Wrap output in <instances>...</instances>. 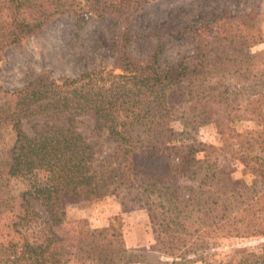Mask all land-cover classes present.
<instances>
[{
	"label": "trees",
	"instance_id": "trees-1",
	"mask_svg": "<svg viewBox=\"0 0 264 264\" xmlns=\"http://www.w3.org/2000/svg\"><path fill=\"white\" fill-rule=\"evenodd\" d=\"M246 1L251 5L238 27L227 12L212 14L184 32L192 54L169 62L161 57L167 34L143 24L149 0H0V61L64 16L74 32L92 16L108 22L114 54L111 70L59 82L28 71L17 101L1 105V123L14 139L4 144L0 124V264L130 262L119 218L101 228L83 221L69 226L64 208L115 193L132 179L139 151L167 156L166 175L148 177L138 188L166 204L171 223L199 224L208 230L202 234L219 238H264V69L256 71L260 56L247 52L259 38L256 0ZM175 2H166L170 14ZM173 90L186 94L195 124H216L218 146L172 138L166 95ZM83 118L108 149L78 130ZM24 121H33L28 132ZM234 164L242 166L243 179L233 180ZM234 264H264V242Z\"/></svg>",
	"mask_w": 264,
	"mask_h": 264
},
{
	"label": "rangeland",
	"instance_id": "rangeland-1",
	"mask_svg": "<svg viewBox=\"0 0 264 264\" xmlns=\"http://www.w3.org/2000/svg\"><path fill=\"white\" fill-rule=\"evenodd\" d=\"M149 1L143 24L145 27H158L167 34L161 39V57L169 62L192 54L194 45L187 39V34L183 35L184 32L187 33L192 27L206 22L212 18V14L221 15L223 11L229 14L233 25L238 27L251 5L246 0H235L234 3L224 5L222 1L214 0H208L204 4L200 0H176L177 10L170 14L166 6L168 0ZM255 4V34L259 43L247 52L260 56L257 63L254 61V67L264 69V0H256ZM203 12H207V17L202 16ZM72 24L69 17H57L42 33L25 39L19 47L6 52L0 61V107L4 101L9 100L10 103L12 100V104L17 101L15 93L23 89L22 81L28 71L47 75L59 82L63 78H75L84 72L112 69L114 54L111 52L110 42L113 31L108 22L92 16L78 32H74ZM179 30L183 33H179ZM238 50L237 47L233 49ZM132 53L138 56L134 47ZM248 84L249 82L247 87ZM242 93L246 96L248 89ZM166 99L170 112L168 129L172 132L173 139L184 143L197 141L196 143L218 146L220 136L216 124H195L194 110L189 109L190 102L182 90L167 92ZM216 118L219 119V115ZM1 120L0 110V124ZM32 124L33 121H24L21 126L28 132ZM76 126L92 143L98 142L104 149L110 147L105 142V137L96 139L92 136L89 131L92 127L91 120L83 118ZM1 137L4 144L8 145L14 139L6 123L2 124ZM180 142L175 146L178 147ZM202 157L203 153L197 154L198 159ZM133 160V177L129 182L98 201L67 205L64 208L65 222L70 226L73 222L83 221L91 228H101L113 217L119 218L129 253L130 262L127 264H234L244 250L258 247L264 242V238L255 237L219 238L214 233L202 234L208 230L199 224L188 227L186 222L182 226L171 223L163 207L166 204L162 205L155 198L149 199L147 193L143 194L138 188L144 187L148 177L166 175L167 156L164 153L139 151L133 156ZM230 170L233 171V180L243 179L240 164H234ZM150 203L155 205L152 207L156 208L154 213L147 210ZM185 228L190 235H183ZM170 253H173L172 256Z\"/></svg>",
	"mask_w": 264,
	"mask_h": 264
}]
</instances>
